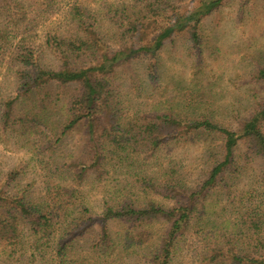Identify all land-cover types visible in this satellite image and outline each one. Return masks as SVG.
I'll return each mask as SVG.
<instances>
[{
    "label": "trees",
    "instance_id": "16d2710c",
    "mask_svg": "<svg viewBox=\"0 0 264 264\" xmlns=\"http://www.w3.org/2000/svg\"><path fill=\"white\" fill-rule=\"evenodd\" d=\"M56 1L0 0V71L15 80L14 94L1 99L0 121L26 135L42 187L33 201L10 192L11 173L0 184L1 253L16 264H73L70 256L85 250L102 264L121 256L125 264H170L195 223L205 239L199 264H264V58L246 107H233L230 124L216 118L209 88L171 78L152 94L163 80L165 43L182 40L201 53L202 22L226 0H121L102 17L71 0L63 23L38 41L37 27ZM241 1L243 13L264 8V0ZM137 60L139 73L132 71ZM125 86L135 95H123ZM146 86L156 100H141ZM72 133L78 139L65 151L62 141ZM211 139L218 144L203 147V167L191 181L178 160L164 165L165 146ZM148 159L156 164L146 168ZM119 172L118 184L106 183ZM90 183L103 188L97 209L87 197ZM221 189L222 206L209 200Z\"/></svg>",
    "mask_w": 264,
    "mask_h": 264
},
{
    "label": "rangeland",
    "instance_id": "374dc122",
    "mask_svg": "<svg viewBox=\"0 0 264 264\" xmlns=\"http://www.w3.org/2000/svg\"><path fill=\"white\" fill-rule=\"evenodd\" d=\"M69 1L71 0H57L53 3V10L49 12V15L41 21L39 23L40 25L37 27L36 39L38 41L42 38L46 30L63 23L64 11ZM120 1L121 0H77V2L83 3L89 8L97 10V12L99 11L100 17L107 14L106 9L109 3H117ZM240 2L242 1L226 0L217 10L213 11L203 20L201 29L203 41L200 47L202 50L201 53H197L195 48L190 46L186 47L182 40L176 39L173 42L165 43L159 54L163 80L158 84V88H156L152 94H155L156 90L161 93V90L166 87L164 83L173 81L170 80L171 78L181 80L182 83L188 87L195 85V87L202 89L209 88V90L205 91L208 92L206 95L209 97L208 101L211 108L216 112V118L226 124L231 123L233 107L239 109L246 107L251 97L249 91L253 86L249 82L251 80V75L260 60L262 61L264 58V8L252 9L250 13H243L240 9ZM246 9H249V5H247ZM101 23L105 26L108 25L106 20H101ZM41 58L45 63L51 64L52 62L49 52L44 51ZM142 65V60H137L135 65L136 69L132 71L138 73L143 71ZM141 76L142 75H139V79ZM127 84L129 83L127 82ZM169 87L168 85V88ZM14 89V78L9 74L3 73V69H1L0 115L2 113L1 99L13 95L15 92ZM139 92L141 93V100L150 102L152 99H157V96L151 94L149 86H146V91H141L140 89ZM128 93L130 97L135 95V91L131 86H125L122 90L123 95ZM25 105L26 104L23 103V106ZM77 139V133H72L71 136L69 135V137L63 139L61 148L65 151L71 150L76 144L75 140ZM206 139H209V137H206ZM206 142L191 141L185 143V145L181 143L165 146V148L160 151L164 165L167 164L168 158L178 160L177 166L182 171L185 178L191 181L200 167H203L202 159L200 158V152L203 147L206 144H218L217 139L207 140ZM30 148L31 145L28 143L26 135L23 134L20 129H5L0 121V184H6V177L11 173L13 178L9 183L10 192L16 191L19 194V191H23L27 194V197L34 201L40 198L42 187L38 162L34 159L35 157H33L32 154L34 152L31 153ZM154 156H158V153ZM150 160L148 159L146 168H150L152 165L156 164L152 161L150 162ZM248 167H251V165ZM248 173H250V168L245 175H240L238 173L232 174V179L230 178L231 175H228V184H233V176L240 175L239 177H241V179L237 182V185L241 186L248 180ZM115 175L117 178H108L106 183H110L113 186L118 184V178L119 180L123 178V173L119 172ZM88 182H90V180ZM86 188L88 200L91 202L90 204L97 209L101 203L103 194L100 189L103 188L95 187L94 183L88 184ZM230 190H232L233 193V186ZM225 191L226 189H221L220 192L209 195V200L211 202L217 200L219 205H224V200L226 198ZM219 214L217 216H219ZM212 216L214 217L213 214ZM227 217L228 215L222 217V220ZM194 224L191 225L190 229L187 230L177 242L173 250V259L170 264L200 263L199 254L202 248H204L205 239L199 232H196L197 226L195 228ZM158 227V224L153 226L154 229ZM120 228L121 225L118 224H112L111 226L112 230ZM115 253L116 252H112V258L117 256ZM70 258L73 259L71 260L73 264L103 263V261L101 263L99 262L102 259L99 255L94 253L89 254L87 250L75 252ZM120 258L123 259L121 260ZM120 258L113 261L109 260L111 259L109 258L108 262L110 263L108 264H125L126 261L124 260V256ZM0 264H16L15 262H11L7 257L5 258L1 253V247ZM43 264H45V262Z\"/></svg>",
    "mask_w": 264,
    "mask_h": 264
}]
</instances>
